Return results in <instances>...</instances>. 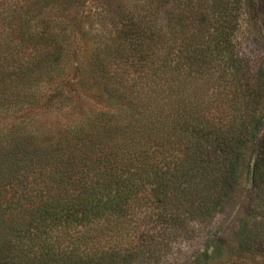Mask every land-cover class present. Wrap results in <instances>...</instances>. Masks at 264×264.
<instances>
[{
  "label": "trees",
  "instance_id": "obj_1",
  "mask_svg": "<svg viewBox=\"0 0 264 264\" xmlns=\"http://www.w3.org/2000/svg\"><path fill=\"white\" fill-rule=\"evenodd\" d=\"M82 1L13 0L0 104H38L39 88L63 77L73 46L63 23L42 16ZM132 5L92 54L90 73H79L77 86L101 108L83 114L75 137L0 139V264H150L183 220L194 234L212 221L241 169L261 210L242 224V247L264 243V60L241 43L264 0ZM146 211L155 216L147 232L163 237L129 247ZM212 237L188 264L217 256Z\"/></svg>",
  "mask_w": 264,
  "mask_h": 264
},
{
  "label": "rangeland",
  "instance_id": "obj_2",
  "mask_svg": "<svg viewBox=\"0 0 264 264\" xmlns=\"http://www.w3.org/2000/svg\"><path fill=\"white\" fill-rule=\"evenodd\" d=\"M145 1L147 0H83L69 9L64 7L47 9L42 16L44 19L63 23L59 25L63 28L61 31H66L64 36L73 46L71 61L69 65L64 66L62 78H57L39 88L38 104L26 106L1 102L0 139L6 142L12 141V143H21L17 141L23 138L32 143H44L45 140H51L54 143L64 144L67 140L74 138L77 133L76 127L80 124L83 114H87L88 109L101 108L97 103L85 98L84 88L77 86L79 73L89 74L87 66L90 63L89 59L93 58L92 54L101 42L110 40L118 34L119 28L114 27V21L130 11L131 6H134L132 4L143 5ZM12 2L13 0H0L1 43L7 42L9 38ZM249 30L248 32L243 30V37L241 36L243 53L259 56L264 60V16H260L259 25ZM61 93L64 94L62 98L59 97ZM88 94L92 92L88 91ZM7 106L10 108L6 109ZM61 129H69L70 134L64 137L54 134ZM52 136L54 137L51 138ZM239 173L242 174L238 181L239 186L235 187L230 198L212 221L207 223L201 232H197L198 236L189 232L193 222L183 220L169 235H163L166 237V247L162 248L163 245L159 244L153 247L154 249L159 247L160 252L150 259V264L190 263L194 254L201 248L205 236L209 234L213 236V245L218 246V254L208 264H264L262 241L255 240L252 248L242 247L244 236L239 233L242 224L247 220H257L261 210L257 208L256 205L259 202L255 200L256 196L251 194L250 185L245 181V170L241 169ZM146 212L147 214L143 212L145 215L138 214L135 217L134 233H128L125 237L126 242H131L135 237L129 247L148 240L146 237L151 235L163 237L147 232L154 228L155 216H152V211ZM180 213L183 218L190 217L186 206L180 207ZM157 231V228L154 229V233ZM261 240H264V237Z\"/></svg>",
  "mask_w": 264,
  "mask_h": 264
}]
</instances>
